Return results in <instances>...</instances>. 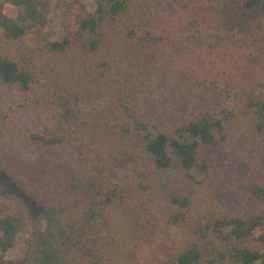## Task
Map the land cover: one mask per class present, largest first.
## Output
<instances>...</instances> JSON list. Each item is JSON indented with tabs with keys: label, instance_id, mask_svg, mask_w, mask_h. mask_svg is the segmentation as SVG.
Masks as SVG:
<instances>
[{
	"label": "trees",
	"instance_id": "1",
	"mask_svg": "<svg viewBox=\"0 0 264 264\" xmlns=\"http://www.w3.org/2000/svg\"><path fill=\"white\" fill-rule=\"evenodd\" d=\"M93 1L71 36L16 59L1 44L28 28L0 32V172L46 210L83 198L70 223L46 216L33 264H141L160 223L193 236L166 264H264V0ZM240 105L256 177L227 217L161 180L209 175L201 148L230 139ZM29 232L27 210L0 197V264H20L4 254Z\"/></svg>",
	"mask_w": 264,
	"mask_h": 264
},
{
	"label": "rangeland",
	"instance_id": "2",
	"mask_svg": "<svg viewBox=\"0 0 264 264\" xmlns=\"http://www.w3.org/2000/svg\"><path fill=\"white\" fill-rule=\"evenodd\" d=\"M79 7L92 12L93 0H0V32L15 24L28 28L23 43L5 41L2 52L17 58L22 44L34 45L38 38L60 40L71 36L75 29L76 12ZM231 137L216 147L201 148L203 157L213 163L209 175L195 168L182 171L171 169L164 174L161 182L176 185L189 194L198 207L209 209L216 215L227 217L242 214L247 206L250 193L241 185L245 180L256 177L252 171L248 147L253 131V116L245 114L242 106L236 108L235 117L227 124ZM0 197L12 200L27 210L30 216V232L19 234L14 245L4 254V260L33 264L35 246L46 216L61 224L74 221L81 210L83 198L62 202L46 210L31 201L23 191L0 172ZM262 232L258 231L257 233ZM190 229L171 227L160 223L155 233L143 241L139 254L141 264H166L169 251L177 245L192 239ZM262 250L258 242L251 243ZM8 264V263H6ZM253 264H262L259 261Z\"/></svg>",
	"mask_w": 264,
	"mask_h": 264
}]
</instances>
